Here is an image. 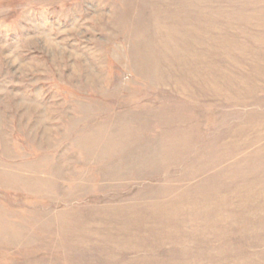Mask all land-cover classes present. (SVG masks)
Listing matches in <instances>:
<instances>
[{"label": "rangeland", "instance_id": "1", "mask_svg": "<svg viewBox=\"0 0 264 264\" xmlns=\"http://www.w3.org/2000/svg\"><path fill=\"white\" fill-rule=\"evenodd\" d=\"M0 264H264V0H0Z\"/></svg>", "mask_w": 264, "mask_h": 264}]
</instances>
